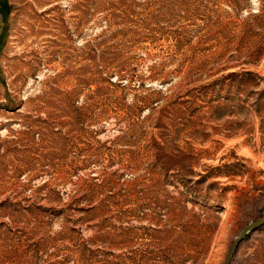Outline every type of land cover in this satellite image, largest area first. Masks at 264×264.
Returning <instances> with one entry per match:
<instances>
[{"label":"rangeland","instance_id":"1","mask_svg":"<svg viewBox=\"0 0 264 264\" xmlns=\"http://www.w3.org/2000/svg\"><path fill=\"white\" fill-rule=\"evenodd\" d=\"M263 214L264 0H0V264H223Z\"/></svg>","mask_w":264,"mask_h":264},{"label":"water","instance_id":"2","mask_svg":"<svg viewBox=\"0 0 264 264\" xmlns=\"http://www.w3.org/2000/svg\"><path fill=\"white\" fill-rule=\"evenodd\" d=\"M264 224V214L260 216L259 218L255 219L254 221H251L247 224H245L240 232L237 234V236L232 240L227 253L225 255V259L223 264H229L230 260L232 258V255L238 246V244L254 229L258 228L259 226Z\"/></svg>","mask_w":264,"mask_h":264},{"label":"trees","instance_id":"3","mask_svg":"<svg viewBox=\"0 0 264 264\" xmlns=\"http://www.w3.org/2000/svg\"><path fill=\"white\" fill-rule=\"evenodd\" d=\"M253 16H254V18H255V17L257 18V15H253ZM253 16H252V17H253ZM246 23H247V22H246ZM257 25H258V24H257ZM245 27H246V25L244 24V28H245Z\"/></svg>","mask_w":264,"mask_h":264}]
</instances>
